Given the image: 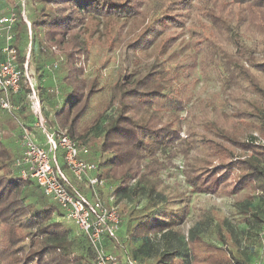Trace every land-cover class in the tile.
<instances>
[{"label": "trees", "instance_id": "obj_1", "mask_svg": "<svg viewBox=\"0 0 264 264\" xmlns=\"http://www.w3.org/2000/svg\"><path fill=\"white\" fill-rule=\"evenodd\" d=\"M133 1L35 0L36 4H31L28 75L34 80L41 101L60 95L48 126L80 145L88 138H98L94 154L97 157L91 156L88 149L85 159L95 164L96 175L105 182L104 190H110L118 202L124 198L131 200L129 207L119 211L125 238H144L145 243L157 237L165 240L164 248L151 256L153 264H247L230 254L224 255L219 247L194 235L186 239L184 246V239L178 238V227L189 213L187 200L181 193L169 194L161 173L173 167L174 158L180 155L187 166L183 172L185 183L195 193L225 190L235 170L238 175L233 177L234 191L254 182L264 193V152L259 151L264 147L242 141L246 129L253 126L264 134V107L260 100H264V89L258 88L252 73L257 66L258 49L255 44L248 46L242 38V31L251 36L264 33V0H172L170 4L177 8L156 17L160 19L159 27H180L193 12L196 20L203 17L209 25L207 36L192 34L187 44L200 53L193 54V58L203 73L212 72L218 77L228 105L224 109L204 104L187 108L184 122L188 129L189 123L202 121L199 123L206 139L199 143L192 141L197 136L192 129L186 131L185 138L179 135V114L185 110L183 98L164 66L165 60L156 54L148 65H134L132 73L116 81L102 109L93 107L103 87L98 78H86L84 73L89 43L82 35L83 26L87 17H100L103 22L126 20L134 9L138 10ZM8 6L14 7L17 17L11 44L21 76L18 92L9 95L18 110L9 114L2 111L6 122L0 123L1 129L15 128L19 121L33 117L31 91L23 73L28 29L21 17L20 1L0 0L1 14ZM147 32L137 42L129 43V50H148L157 35L152 30ZM162 38L156 44L159 56L175 47L169 39ZM57 56L62 60L52 69ZM260 70L264 72V66ZM47 71L55 74L54 89L58 94L40 83ZM10 140L0 139V264H90L85 253L88 251L90 258L93 255L86 238L80 233L75 236L69 227L57 221L62 214L60 206L44 195L32 179L20 176L19 168L14 166L22 154L19 136ZM222 143L248 152V158L224 163L233 151ZM202 148L207 149L205 158L219 160V166L225 170L223 177L215 178L212 184L207 182L218 172L211 169L209 161L201 159ZM61 167L68 172L65 165ZM131 180L134 183L129 187ZM139 196L147 199L141 207ZM157 202L160 205L154 209ZM253 217L261 220L257 215ZM116 240L105 239L104 245ZM212 250H218L219 256ZM257 264H264V258Z\"/></svg>", "mask_w": 264, "mask_h": 264}, {"label": "rangeland", "instance_id": "obj_2", "mask_svg": "<svg viewBox=\"0 0 264 264\" xmlns=\"http://www.w3.org/2000/svg\"><path fill=\"white\" fill-rule=\"evenodd\" d=\"M19 1V0H18ZM118 1L121 0H112ZM172 0H134L133 2L138 6V10L134 9V13L131 14L126 20L117 21H101L100 17H87V20L83 26L84 38L89 43V57L85 62L84 73L86 78L96 77L98 78L99 85L103 87L101 95L93 101V107L95 109H102L110 93L111 87L124 75L132 73L134 65H148L152 58L156 54L160 60H165L164 66L168 71V74L175 80L174 86L176 91L183 98L185 110L180 112L179 118L182 123L179 126V135L181 138L186 137V131L192 129L194 131V140L196 143L205 140L203 130L201 128V120L185 124L184 118L187 114V108L191 106L199 107L205 105L206 107L218 109H224L228 105L223 97L221 91V84L216 75L212 72L203 73L202 67L198 66L199 62L195 60L194 55L197 53L191 50L188 46V41L191 39L192 34H208L209 25L207 21L200 17L199 21L196 20L193 12L186 17L184 25L180 27H159L156 17H160L163 13H168L169 9L173 7L177 8L175 4L171 5ZM184 1V0H181ZM37 2V1H36ZM35 0H25V19L29 22V11L31 4H36ZM147 5V9L144 7ZM140 14V15H138ZM157 21V22H155ZM152 30L157 35L156 42L152 44L146 51H131L129 50V43L141 39L147 35V31ZM28 42H29V30ZM262 33V32H261ZM207 36V35H205ZM151 39V35L149 36ZM163 37V38H162ZM169 39L174 48L168 50L166 54L158 55V49L156 44L158 39ZM243 41L248 45L257 46L255 52L256 68L252 70L254 77L256 78L259 86L258 88L264 89V72L261 71V67L264 66V33L249 35L245 31H242ZM147 40V41H150ZM251 47V46H250ZM27 53V52H26ZM161 57V58H160ZM61 56H57L54 62H60ZM200 65V64H199ZM55 74L52 71H47L41 79V85L45 86L48 90L56 88ZM34 90L36 88L35 82ZM256 93L257 90H254ZM36 93V91H35ZM58 93V92H57ZM60 93V92H59ZM37 95V93H36ZM57 97L45 101L37 96L40 102V107L44 108V117L46 120V126H48V120L52 115V108L59 99ZM31 103V109H34L33 100L29 98ZM262 106L264 107V100L260 99ZM12 104V103H10ZM13 109L8 112H16L17 107L13 105ZM199 109V108H198ZM5 111L0 107V123L6 122L4 116ZM91 112L90 114H92ZM200 113V112H198ZM12 116V114H10ZM33 115V114H32ZM257 125V122H252ZM1 125V124H0ZM51 129V127H49ZM178 129V128H177ZM9 134H4L3 129L0 128V139L6 141ZM17 138V135H14ZM203 137V138H202ZM208 137V136H205ZM209 138V137H208ZM241 139V138H240ZM243 139V140H242ZM242 141H250L255 145L264 147V134H260L256 131V128H247L242 136ZM98 138H88L82 144L92 151L93 156L95 154ZM232 149L233 156L227 158L224 163L235 162L238 159L243 160L248 158L249 153L244 152L239 148H232L226 143H222ZM197 145V144H196ZM264 152V150L259 149ZM207 153L206 148H202L200 152L201 159L210 162L212 170H217L218 173L215 177L207 182V184L214 183L215 178L223 177L225 170L219 166L221 162L217 159L205 158ZM97 157L96 155H94ZM164 158V157H162ZM173 167H168L161 173V179L163 183L168 185L170 195H178L181 193L183 199H186L188 204V215L183 223L178 227L180 236L179 239H184V246L186 239L197 236L205 243H211L216 247H219V251L224 255L239 258L247 264H257L259 259L264 258V193L257 188L254 182H249L244 185L241 190L236 189L235 181L233 177L238 175V171H233L229 184L226 185L225 190H217V192H202L195 193L188 188L185 183L183 172L187 170V166L183 162L182 156H177L173 160ZM203 181V180H202ZM133 180L130 181L129 187L133 185ZM76 185V183H74ZM79 186V185H77ZM85 189L83 186L81 190ZM100 199L107 207H114L120 218L121 210L124 206L129 207L131 200L124 198L120 202L117 201V197L110 193L107 188L100 193ZM144 196H139V206L141 207L145 202ZM159 202L154 204V209H158ZM120 211V213H119ZM257 215L261 220L253 217ZM57 221L62 222L69 227L72 233L77 236L78 229L66 223L61 215L57 218ZM123 224L120 226V232L115 237L116 243L106 242L105 249L117 256L119 264H153L151 256L159 248H164L165 240L157 237L152 239V242L145 243L143 239L125 238L123 233ZM161 248V249H162ZM88 250V249H87ZM203 250V249H202ZM218 250H212L213 254L219 256ZM88 255V261L93 263V257Z\"/></svg>", "mask_w": 264, "mask_h": 264}, {"label": "built area", "instance_id": "obj_3", "mask_svg": "<svg viewBox=\"0 0 264 264\" xmlns=\"http://www.w3.org/2000/svg\"><path fill=\"white\" fill-rule=\"evenodd\" d=\"M19 1L21 17L30 32V23L25 19V0ZM16 20L13 6L6 7L5 13L0 12V107L8 112L13 109L9 95L18 92L21 76L16 64V50L11 44V31ZM30 48L31 35L23 73L31 91L30 98L33 100L34 128L40 131L44 143L38 144L32 130L19 124L18 143L22 154L15 160L14 166L19 168L23 179H32L44 195L60 206L61 218L75 226L86 238L94 264H119L117 256L105 249L104 240L115 239L122 220L114 207L105 206L100 199L99 190L105 187V182L96 175L95 164L85 159L87 148L77 140L46 126L34 83L28 75ZM57 65L58 62L55 61L51 68L54 69ZM50 92L58 94L56 89H51ZM63 165L68 172L63 170ZM82 186L90 191V195L81 190Z\"/></svg>", "mask_w": 264, "mask_h": 264}, {"label": "crops", "instance_id": "obj_4", "mask_svg": "<svg viewBox=\"0 0 264 264\" xmlns=\"http://www.w3.org/2000/svg\"><path fill=\"white\" fill-rule=\"evenodd\" d=\"M16 106V105H15ZM17 107V106H16ZM17 110H18V107H17ZM16 110V111H17ZM44 108L42 109L41 108V112H42V114L44 115ZM14 113V112H13ZM32 114H33V117H30L28 120H26V119H24L23 121H19L18 123H20V124H22V125H24V126H26V127H28L29 129H31L32 130V132H33V134H34V137L36 138V140L38 141V144H43L44 143V140H43V136H42V134L40 133V131L38 130V129H36V128H34V123H35V114H34V110H32ZM45 118V117H44ZM18 123H17V126H15V128L14 127H7V126H3L4 128H3V133L4 134H9L8 136L9 137H11V138H7V140H6V142H8V141H11L10 139H12V138H14L15 139V137L16 136H14V135H17V138H18V136L20 135V131H19V126H18ZM13 128V129H12ZM16 138V139H17ZM17 141V140H16ZM105 188V187H104ZM104 188L103 189H101V190H99V193H101V191H103L104 190ZM83 192L86 194V195H90V191L87 189V191H84V189H83Z\"/></svg>", "mask_w": 264, "mask_h": 264}]
</instances>
